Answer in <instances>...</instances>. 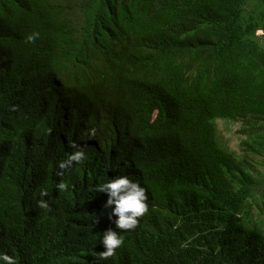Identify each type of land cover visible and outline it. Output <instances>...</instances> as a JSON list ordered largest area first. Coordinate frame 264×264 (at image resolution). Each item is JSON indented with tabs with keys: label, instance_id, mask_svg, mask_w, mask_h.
Returning a JSON list of instances; mask_svg holds the SVG:
<instances>
[{
	"label": "trees",
	"instance_id": "16d2710c",
	"mask_svg": "<svg viewBox=\"0 0 264 264\" xmlns=\"http://www.w3.org/2000/svg\"><path fill=\"white\" fill-rule=\"evenodd\" d=\"M219 121L264 163V0H0V251L264 264V174ZM80 148L87 159L61 169ZM117 175L147 190L135 229L95 191ZM108 228L124 244L101 260Z\"/></svg>",
	"mask_w": 264,
	"mask_h": 264
},
{
	"label": "clouds",
	"instance_id": "9594fccd",
	"mask_svg": "<svg viewBox=\"0 0 264 264\" xmlns=\"http://www.w3.org/2000/svg\"><path fill=\"white\" fill-rule=\"evenodd\" d=\"M39 37L40 32L33 31L25 39L28 43H35ZM91 134H95V129L91 130ZM72 146L77 147L75 143ZM86 159L85 151L80 148L70 153L67 159L60 163V168H68L73 163H83ZM57 188L60 191H65L68 185L61 182L57 185ZM95 191L108 194L104 206L105 208H111L110 218L115 217L114 224L122 231L135 229L139 223V218L148 212L146 188L141 185L139 180L130 179L128 175H117L114 179H108L106 182L96 185ZM42 194L46 195L47 193L45 191ZM40 206L47 208L48 204L45 201H40ZM122 231L117 232L112 228L105 230L102 237H100V242L105 250L98 253L93 251V255L98 256L101 260H107L109 257L114 256L117 249L124 244ZM0 264H18V261L13 255L0 251Z\"/></svg>",
	"mask_w": 264,
	"mask_h": 264
},
{
	"label": "rangeland",
	"instance_id": "374dc122",
	"mask_svg": "<svg viewBox=\"0 0 264 264\" xmlns=\"http://www.w3.org/2000/svg\"><path fill=\"white\" fill-rule=\"evenodd\" d=\"M261 32V31H260ZM262 33V32H261ZM241 127L239 123L228 124L224 121H219V133L225 147L234 149L239 155L246 156L253 163L260 174H264V163L257 159V154L252 150H243L241 147L240 134L238 129ZM246 148H248L246 146ZM249 149V148H248Z\"/></svg>",
	"mask_w": 264,
	"mask_h": 264
},
{
	"label": "built area",
	"instance_id": "2783aa9c",
	"mask_svg": "<svg viewBox=\"0 0 264 264\" xmlns=\"http://www.w3.org/2000/svg\"><path fill=\"white\" fill-rule=\"evenodd\" d=\"M261 31V30H260ZM262 32V31H261Z\"/></svg>",
	"mask_w": 264,
	"mask_h": 264
}]
</instances>
